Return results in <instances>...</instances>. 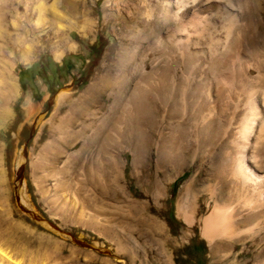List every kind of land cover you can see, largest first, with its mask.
<instances>
[{
  "label": "rangeland",
  "instance_id": "374dc122",
  "mask_svg": "<svg viewBox=\"0 0 264 264\" xmlns=\"http://www.w3.org/2000/svg\"><path fill=\"white\" fill-rule=\"evenodd\" d=\"M231 2L0 0V264H264V213H237L238 234L212 243L196 222L243 143L239 89L264 93V0ZM153 103L159 126L137 130L149 114L135 105ZM179 125L189 148L172 172ZM17 153L33 211L101 252L21 211ZM188 184L191 225L178 208Z\"/></svg>",
  "mask_w": 264,
  "mask_h": 264
},
{
  "label": "bare ground",
  "instance_id": "6f19581e",
  "mask_svg": "<svg viewBox=\"0 0 264 264\" xmlns=\"http://www.w3.org/2000/svg\"><path fill=\"white\" fill-rule=\"evenodd\" d=\"M39 1L40 0H38V2ZM232 5L233 4L230 0V6H232ZM230 9H232V8H230ZM3 44L7 45V43L5 41H3ZM0 46H1V44H0ZM3 74L0 76V78H2V79H3ZM9 78H11V77H9ZM244 80H246V79H244ZM0 81L3 82V80H0ZM7 83H8V81H7ZM10 86H15V85H12V81H11ZM16 90H15V92H16ZM239 90L242 93V95L244 97V101H245V102H243L244 111L242 114H239V117H238L239 136H240L241 140H243V143L238 145L237 151L235 152L234 156L227 158L226 161L224 162L225 164L221 167H218V169L216 170V179H217L216 181L218 184H220V188L218 190L212 189V192L210 194L211 199H213V201H214L213 208L208 212V214H206L200 220L196 221L194 219L196 222H198L202 235L209 241V243H212L216 239H220V238L231 239L238 234V230L236 229V226H237V219H236L237 216L236 215H237V213H238L239 217H242V215L244 214L245 218L247 217L246 215L248 213L249 214H259V215H262L264 213V93H263V96L258 100L257 99V90L251 89L245 84ZM92 92H93V90H92ZM157 92H158V90H157ZM17 94H18V92H17ZM15 96H16V94H15ZM135 100H136V98H135ZM139 101H141V100H139ZM143 101H145V100H143ZM153 101L155 102V100H153ZM146 102H149V101H146ZM153 104H155V103H153ZM136 105L134 107V111L136 113H138V115L140 113H142L144 115L147 113L149 114V116L146 119H140L139 118V120L134 121L136 124L135 125L136 129L139 130L142 125H144V126L147 125V127L150 128L152 131L154 129H156L157 125H158V118H159L158 113H159L160 105L157 106L155 104V105L150 106L148 108H146L145 106H139L138 107ZM239 107H240V103H239V101H237V104L234 108V113H233L234 115L237 113V110L239 109ZM259 117L262 120H261V123H259L260 127L257 130V136H255L256 139L252 143V149L250 148L252 151L250 153H247L245 151L246 145L248 144V142H246V140H248L251 137V136L249 137V135L251 134V131L254 127V124H255L257 118H259ZM179 123H181V122H179ZM213 124H214L213 116L208 113V115L204 114L201 117L195 119L194 125L191 128L195 127L194 129L196 130V133H197V132H199L198 128L200 126H202V128L204 127V128H207L210 130L212 128ZM183 125H179V127L181 129L179 131V135L177 136L176 141L178 142L177 144L180 145V151H178L179 153L176 152V153H178L177 158L174 160L172 159L173 160L171 162L172 170L170 169L172 172H180V169L183 168L182 167V165H183L182 160L185 156V150H187V148H189L188 147V140H187L188 135L186 134V127ZM177 126H178V124H177ZM148 142H149V140H148ZM173 142H175V141H173ZM188 152H190V151H188ZM134 153H136V152H134ZM21 156L22 155H20L18 153L15 155V166L17 168L22 163V157ZM169 160L171 161V158ZM168 163H169V161H168ZM162 169L164 170L163 167H162ZM167 172L168 171H166V169H165V172H164L165 176L167 178L168 177L170 178L171 172H170V174H168ZM190 190L191 189H190L189 184L183 188V195L179 201L178 208H179V212L183 216L184 220L188 224L191 225L194 223L193 211H189L186 207L187 195L190 192ZM225 190H227V194L226 193L224 194ZM19 196H20V203L22 205L29 206V204L27 202V198L25 197L23 186L19 192ZM228 199H230V205H225V204L221 205V203L219 202V201H223V200L227 201Z\"/></svg>",
  "mask_w": 264,
  "mask_h": 264
},
{
  "label": "water",
  "instance_id": "95a60500",
  "mask_svg": "<svg viewBox=\"0 0 264 264\" xmlns=\"http://www.w3.org/2000/svg\"><path fill=\"white\" fill-rule=\"evenodd\" d=\"M22 172H23V168H22V164H21L15 170V179H14L16 202H17L18 206L20 207L21 211H23L32 221L42 225L45 229H47V230L53 232L54 234L60 236L62 239L67 240V241L73 243L74 245H78L80 247L87 248V249H90V250H93L96 252H101L102 251L101 249L96 248L92 245H88L87 243L83 242L80 239H76L72 234H70L68 232H64V231L60 230L58 227H56L55 225H53L52 223L46 221L45 219H43L42 217L37 215L33 211V209L31 208L30 205L25 206V205H22L20 203V196H19L20 191H19V189L22 188V184H23Z\"/></svg>",
  "mask_w": 264,
  "mask_h": 264
}]
</instances>
